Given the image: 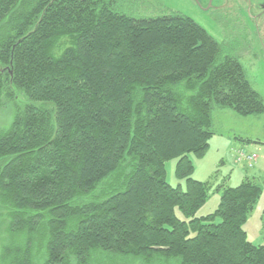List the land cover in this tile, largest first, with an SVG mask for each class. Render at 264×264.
Masks as SVG:
<instances>
[{
    "label": "trees",
    "instance_id": "16d2710c",
    "mask_svg": "<svg viewBox=\"0 0 264 264\" xmlns=\"http://www.w3.org/2000/svg\"><path fill=\"white\" fill-rule=\"evenodd\" d=\"M12 102L0 264H264L244 228L259 184L193 177L214 107L246 117L264 100L191 18L134 17L113 0H0V109ZM172 160L184 185L168 181ZM215 191L216 210L199 216Z\"/></svg>",
    "mask_w": 264,
    "mask_h": 264
},
{
    "label": "rangeland",
    "instance_id": "374dc122",
    "mask_svg": "<svg viewBox=\"0 0 264 264\" xmlns=\"http://www.w3.org/2000/svg\"><path fill=\"white\" fill-rule=\"evenodd\" d=\"M214 0H113L114 7L134 17H159L169 14L168 9L180 12L194 19L199 25L205 28L217 41L223 42L225 34L217 26L214 10L205 11L199 8L201 5H208ZM239 48L238 60L243 65L247 77L256 91L264 100V61L261 58H254L247 53L246 43H236ZM21 100L27 101L24 95L19 93ZM12 103H7L0 109V128L10 122ZM213 138L210 139V148L202 158H194L195 171L193 177L196 180L212 181L215 185L226 184L236 186L243 179L250 177L262 189L261 195L256 201L253 210L244 226L248 238L254 244H264V112L251 116H240L230 108L215 106L213 109ZM245 139L243 144L241 140ZM230 144L226 146V140ZM246 139L251 141L246 142ZM245 143V144H244ZM247 143V144H246ZM247 145V153H255L258 156L253 167H249L246 160L238 161L241 147ZM239 149V150H237ZM223 161V162H221ZM176 160L167 163L168 181L176 186L184 185L175 175ZM221 193L212 192L207 202L198 211L199 216L207 215L216 210L220 202ZM5 228L0 226L1 237H6Z\"/></svg>",
    "mask_w": 264,
    "mask_h": 264
},
{
    "label": "flooded vegetation",
    "instance_id": "af4514ba",
    "mask_svg": "<svg viewBox=\"0 0 264 264\" xmlns=\"http://www.w3.org/2000/svg\"><path fill=\"white\" fill-rule=\"evenodd\" d=\"M214 1L209 2V5L207 2L205 5L202 4L199 9L205 11L207 17L210 16L208 11L214 10L213 17L226 38L220 43L230 51L231 55L238 57L240 50L235 44L245 42L247 53L254 58L261 56L260 59L264 61V0ZM167 12L181 14L171 9Z\"/></svg>",
    "mask_w": 264,
    "mask_h": 264
},
{
    "label": "built area",
    "instance_id": "2783aa9c",
    "mask_svg": "<svg viewBox=\"0 0 264 264\" xmlns=\"http://www.w3.org/2000/svg\"><path fill=\"white\" fill-rule=\"evenodd\" d=\"M241 159H246L252 165L256 161L257 155L255 153L241 152L239 160Z\"/></svg>",
    "mask_w": 264,
    "mask_h": 264
},
{
    "label": "crops",
    "instance_id": "0c3cea01",
    "mask_svg": "<svg viewBox=\"0 0 264 264\" xmlns=\"http://www.w3.org/2000/svg\"><path fill=\"white\" fill-rule=\"evenodd\" d=\"M213 136H214V134H213ZM213 136H212V138H213ZM238 139L241 140L240 143H242V144H243V141H245V139H241L240 137H238ZM246 140H247L246 142L251 141V139H246ZM223 143H227L226 146H228V145L230 144V141H229V139H228V140H226V142H223ZM244 144H245V143H244ZM246 144H247V143H246ZM237 150H239V149H237ZM247 150H249V149H247V145H246V146L241 147L240 150H239L238 152H239V153H240V152H246V153H247ZM221 162H223V161H221ZM195 166H196V165H195ZM249 178H250V177H249Z\"/></svg>",
    "mask_w": 264,
    "mask_h": 264
}]
</instances>
